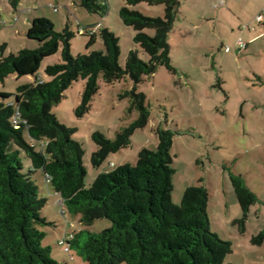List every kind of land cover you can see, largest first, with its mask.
I'll use <instances>...</instances> for the list:
<instances>
[{
    "label": "trees",
    "instance_id": "1",
    "mask_svg": "<svg viewBox=\"0 0 264 264\" xmlns=\"http://www.w3.org/2000/svg\"><path fill=\"white\" fill-rule=\"evenodd\" d=\"M9 1L14 8L21 2ZM76 1L102 17L109 10L106 0ZM141 2L165 7L163 16H149L128 6L119 11L124 24L135 29L134 42L149 55L148 60L134 48L125 66L121 65L120 39L108 28L99 33L104 51L74 55V32L68 26L56 30L46 17L34 18L27 30L28 38L38 41L37 48L5 54L7 43L0 45V81L10 74L36 77L35 82L20 85L14 94L0 93V264H67L53 257L52 248L44 244L47 232L43 228L56 223L42 213L48 200L40 195L35 179L51 185L61 198L60 204L83 225L68 232L64 245L69 247L67 252L74 251L87 264H229L225 259L232 252V242L211 228L207 188L202 184L188 186L180 204L172 200L176 169L171 154L174 132L170 128L158 129L156 149L141 150L134 164L110 166L88 187L85 149L73 138L74 130L52 111L80 78L86 82L76 109L79 117L90 111L100 76L110 84L127 76L134 81V87L125 90L122 97L130 99L128 112L136 110L139 117L115 138L94 132L98 145L91 156L94 166L129 146L134 133L147 125L150 107L146 94L137 86L160 66L175 70L169 36L181 2L127 0L128 5ZM82 32L90 35V48L97 40V31ZM60 49L62 61L45 69L49 78L39 76L43 61ZM17 112L24 120L19 127L12 120ZM23 156L30 160L28 172L24 171ZM231 179L247 214L257 197L242 176L232 175ZM102 218L109 219L111 226L91 231L89 227ZM70 233L73 237L68 239ZM263 240L264 230L254 237L257 243Z\"/></svg>",
    "mask_w": 264,
    "mask_h": 264
},
{
    "label": "rangeland",
    "instance_id": "2",
    "mask_svg": "<svg viewBox=\"0 0 264 264\" xmlns=\"http://www.w3.org/2000/svg\"><path fill=\"white\" fill-rule=\"evenodd\" d=\"M106 1L109 10L102 17L90 13L76 0H21L18 8L9 0H0V45L7 43L5 54L37 48L38 41L28 38L27 30L34 18L46 17L56 30L63 31L68 26L74 32V55L104 51L99 33L108 28L120 39L121 65L125 66L134 48L148 60L149 55L134 42L135 29L124 24L119 11L128 6L149 16H163L164 5ZM263 1L180 0L169 36L175 70L160 66L152 77L138 84V91L146 94L150 107L149 121L134 133L129 146L111 153L100 166L91 161L92 153L98 149L93 134L99 131L115 138L118 131L139 117L136 110L128 112L130 99L122 97L125 90L134 87V81L127 76L110 84L100 76L90 111L79 117L76 109L86 82L80 78L52 108L58 120L74 130L73 138L85 149L88 187L110 166L134 164L141 150L156 149L158 129L170 128L174 132L171 154L176 169L172 200L180 204L188 186L202 184L207 188L211 228L232 242V252L225 259L229 264H264V240L254 241L264 230V23L258 20ZM84 28L97 31V40L90 48V35L82 32ZM146 32L154 34L152 29ZM60 61L62 49L43 61L38 75L48 79L46 67ZM35 80L34 75L10 74L0 81V93L14 94L20 85ZM23 161L24 171L28 172L30 160L23 156ZM232 175L242 176L257 197L247 214L236 195ZM35 181L40 195L48 200L42 213L56 223L43 228L47 232L44 244L62 263L87 264L59 244L70 230H79L83 225L60 204L61 198L51 185ZM110 226L111 221L102 218L89 229L99 232Z\"/></svg>",
    "mask_w": 264,
    "mask_h": 264
},
{
    "label": "built area",
    "instance_id": "3",
    "mask_svg": "<svg viewBox=\"0 0 264 264\" xmlns=\"http://www.w3.org/2000/svg\"><path fill=\"white\" fill-rule=\"evenodd\" d=\"M258 20L262 22V21L264 20L263 16H262V15L258 16ZM81 31H82V30H81ZM12 120H13V123H14V125H15L16 127H19L20 124H21V122L24 121V120L21 121V119H20V113H19V112H17V113L13 116ZM25 122H26V121H25ZM71 237H73V234H72V233H70V234L67 236L68 239H70ZM65 242H66V241L63 239V240L60 241V244H65ZM65 249H66V250H69V247L66 246Z\"/></svg>",
    "mask_w": 264,
    "mask_h": 264
},
{
    "label": "crops",
    "instance_id": "4",
    "mask_svg": "<svg viewBox=\"0 0 264 264\" xmlns=\"http://www.w3.org/2000/svg\"><path fill=\"white\" fill-rule=\"evenodd\" d=\"M261 9H262V11H261V13H259V14H262V16H263V18H264V1H263V3H262V5H261ZM37 18V17H36ZM263 23H264V20L262 21ZM86 28H84V30H85Z\"/></svg>",
    "mask_w": 264,
    "mask_h": 264
}]
</instances>
